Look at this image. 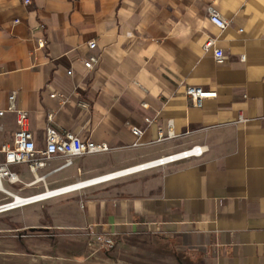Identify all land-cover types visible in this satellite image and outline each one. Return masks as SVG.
<instances>
[{
	"label": "crops",
	"instance_id": "0c3cea01",
	"mask_svg": "<svg viewBox=\"0 0 264 264\" xmlns=\"http://www.w3.org/2000/svg\"><path fill=\"white\" fill-rule=\"evenodd\" d=\"M187 86L216 95L197 107ZM12 91L38 147L48 126L109 146L48 174L46 186L204 150L53 197L70 200L69 220L98 238L171 241L199 264H264V0H0V110ZM16 129L5 111L0 144Z\"/></svg>",
	"mask_w": 264,
	"mask_h": 264
},
{
	"label": "rangeland",
	"instance_id": "374dc122",
	"mask_svg": "<svg viewBox=\"0 0 264 264\" xmlns=\"http://www.w3.org/2000/svg\"><path fill=\"white\" fill-rule=\"evenodd\" d=\"M18 173L25 182L32 179L26 169ZM4 187L10 188L7 183ZM44 189L37 183L17 193L27 196ZM8 199L0 192L1 202ZM69 202L49 198L0 213V264H199L177 244L161 238L104 237L110 242L98 238L69 220Z\"/></svg>",
	"mask_w": 264,
	"mask_h": 264
},
{
	"label": "built area",
	"instance_id": "2783aa9c",
	"mask_svg": "<svg viewBox=\"0 0 264 264\" xmlns=\"http://www.w3.org/2000/svg\"><path fill=\"white\" fill-rule=\"evenodd\" d=\"M23 1L24 3L30 2V0ZM208 12L211 22L217 27L225 28L227 26V20L214 8L209 7ZM212 44L213 41L208 40L204 46L205 48H208L212 46ZM39 46L43 47L44 41H39ZM88 46L89 48H94L96 46V42L92 40L88 43ZM214 57L217 62H221L224 58L223 50L221 48H215ZM241 58L243 59V56ZM96 60L97 57L90 56L88 59L83 60V65L85 68L90 69L93 67ZM68 73L70 74L71 71H68ZM185 92L187 96H189L191 102L197 107L202 106V102L205 98L216 95L215 91H207L200 86H187ZM52 96L55 95L53 94ZM62 100L65 101V98ZM5 111H9L14 114L17 129L12 133L11 142L0 144V192L9 197V199L4 202L0 201V213L15 208L13 207V205L16 204L14 202V193H17V190L20 191L24 187L33 186L40 182L45 185L46 189L47 186L45 184V178L48 176V174L70 166L73 162V159L76 157L103 152L109 149L108 144L105 142H95L90 139H82L77 133L69 130L61 131L52 126L46 127L44 146L38 147L33 133L29 128V114L26 110L16 106L14 91L8 95V106L6 110H0V116H2ZM145 121H150V119L146 117ZM131 132L134 135L139 136V134L142 132V129L137 126H133L131 127ZM134 144H136V142H134ZM203 151L204 150L201 147L193 146L180 152L168 154L166 156H162L136 166L125 168L120 171L129 172L174 162L175 160L184 159L191 156H200L203 154ZM56 156L62 157L63 161L58 166L40 174V170L45 169L48 162ZM18 164L25 165L28 172L31 173L32 179L30 181H23L20 177V174L16 170L12 169L13 165ZM5 183H7L10 188L4 187ZM16 185H19L16 187V189L12 187ZM62 190L63 189H60L58 191ZM75 190L76 189L70 191ZM65 193L66 192H62L58 193L57 195H62ZM29 197H24L26 198L24 201L32 199ZM47 198L49 197L44 199ZM103 240L110 242L109 239H105L104 237Z\"/></svg>",
	"mask_w": 264,
	"mask_h": 264
},
{
	"label": "bare ground",
	"instance_id": "6f19581e",
	"mask_svg": "<svg viewBox=\"0 0 264 264\" xmlns=\"http://www.w3.org/2000/svg\"><path fill=\"white\" fill-rule=\"evenodd\" d=\"M123 172L124 171H118V172H114V173L112 172V173H108V174L101 175V176H95V177H92V178H89V179L76 180V181L67 183L65 185L57 186V187H53V188L47 187L46 189H44V190H42L40 192H36L34 194L27 195V196H23V195L15 192L14 193V200H15L14 202L16 204H14L13 207L18 208V207H23V206H26V205L39 203L40 201L47 200L49 198H53L55 196H58L57 195L58 193L67 192V191H70V190H73V189L78 190V189H81V188H83V187H85L87 185H90L93 182L101 181L102 178H107V177H110V176L112 177L113 175L115 176L116 174L123 173ZM59 187H62V188H59ZM60 189H63V190L62 191H58ZM24 197H29V198H32V199L24 201L26 199ZM46 197H49V198L44 199Z\"/></svg>",
	"mask_w": 264,
	"mask_h": 264
}]
</instances>
